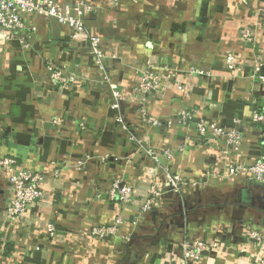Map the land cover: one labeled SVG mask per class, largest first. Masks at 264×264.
<instances>
[{"label": "crops", "instance_id": "1", "mask_svg": "<svg viewBox=\"0 0 264 264\" xmlns=\"http://www.w3.org/2000/svg\"><path fill=\"white\" fill-rule=\"evenodd\" d=\"M55 1L98 7L85 24L101 41L105 71L90 40L73 39L53 21L33 24L29 48L17 41L0 45V158L14 157L23 169L46 176L43 204L5 226L0 264H167L179 258L184 237L223 244L199 264H264V251L246 238L251 229L264 233V184L239 176L193 185L214 165L253 163L263 152L264 130L251 116L255 102L264 101V84L254 75L256 62L264 64V0ZM248 26L256 32L254 45L242 39ZM229 54L238 59L234 71ZM47 61L75 70L79 85L61 89ZM150 65L163 75V89L147 105L160 127L145 125L132 101L139 71ZM105 74L123 96L119 110L112 108ZM185 109L226 130L238 128L241 152L224 157L225 145L197 142L195 127L164 126ZM130 134L158 152L170 148L173 159L161 161L189 181L180 195L167 193L137 218L111 195L115 182L131 185L139 208L153 183L154 162ZM11 197L0 167V228ZM120 218L115 234L90 235Z\"/></svg>", "mask_w": 264, "mask_h": 264}, {"label": "built area", "instance_id": "2", "mask_svg": "<svg viewBox=\"0 0 264 264\" xmlns=\"http://www.w3.org/2000/svg\"><path fill=\"white\" fill-rule=\"evenodd\" d=\"M98 11V7L85 1L66 3L55 0H0V45L17 41L24 48H29L33 38L32 34L36 31V27L33 24L39 20L46 22L53 21L57 25L68 28L73 39L80 40L85 38L90 40L91 54L96 59L100 69L105 71L104 62L106 57L101 49V41L89 35L90 33L85 24ZM256 38L254 27L248 26L242 31V39L246 44L254 45ZM226 63L228 68L234 71L237 68L238 59L235 55L229 54ZM46 68L51 74V80L61 89L70 91L79 85L75 70L56 65L52 61L46 62ZM263 69L264 64L257 61L254 67V75L262 84H264ZM110 80V77L105 74L103 84L110 86L113 98L112 108L119 110L123 96L117 86L111 83ZM162 80V73L153 65H150L148 69L139 71L138 81L133 89L132 101L138 103V112L145 125L162 126L161 121L152 117L147 108L149 100L157 97L163 89ZM179 89L184 90L182 87ZM251 120L254 125L260 126L264 130V101L255 102ZM235 122L238 124L240 121L236 120ZM165 124L164 126H167L169 129H173L175 125L180 127H195L197 142L204 145H225V149L222 150L224 157H230L231 154H239L244 142V136L238 128L226 130L218 123L206 121L194 109L182 110L176 121L171 120ZM80 126L82 129L85 128L84 124ZM130 135V140L137 147L138 151L144 152L154 162L155 167L151 171L153 183L150 186L149 194L145 200L141 201L139 208H135L139 202L137 203L135 190L131 185L122 184L119 181L115 182L111 195L113 199H118L121 205L126 208L128 207V211L133 209L135 218H137V216L153 210L167 193L180 195L183 187L188 185L189 181L181 175L172 173L169 165L161 161L162 157L167 162L173 159V151L170 148H164L158 152L150 147L140 136L136 134ZM187 144L185 143L179 148L180 153L186 150L189 146L188 142ZM0 167L4 169L8 182L12 187V197L5 210V225L0 228L1 249L2 235L7 223L16 222L28 209L41 205L46 200L45 192L42 189V185L46 182V176L23 169L20 161L14 157L0 158ZM239 176H246L251 182L264 184V144L263 152L256 162L237 163L229 161L225 168L214 165L212 169L203 173L199 183H193V185L206 184L212 178L228 181ZM121 225L122 219L120 218L114 225L94 227L90 235L103 238L109 234H115ZM47 231L53 238L58 235L54 223L48 225ZM246 238L255 243L260 251H264V233L251 229L246 233ZM222 248L223 244L218 242H210L203 238L184 237L180 243L179 258H173L167 264H199L200 259L205 255L220 251ZM262 263H264V260Z\"/></svg>", "mask_w": 264, "mask_h": 264}]
</instances>
